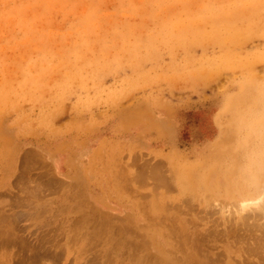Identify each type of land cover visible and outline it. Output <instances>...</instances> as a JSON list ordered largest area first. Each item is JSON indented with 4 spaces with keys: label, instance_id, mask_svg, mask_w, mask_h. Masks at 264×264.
<instances>
[{
    "label": "rangeland",
    "instance_id": "rangeland-1",
    "mask_svg": "<svg viewBox=\"0 0 264 264\" xmlns=\"http://www.w3.org/2000/svg\"><path fill=\"white\" fill-rule=\"evenodd\" d=\"M263 194L264 0H0V264H264Z\"/></svg>",
    "mask_w": 264,
    "mask_h": 264
},
{
    "label": "bare ground",
    "instance_id": "bare-ground-1",
    "mask_svg": "<svg viewBox=\"0 0 264 264\" xmlns=\"http://www.w3.org/2000/svg\"><path fill=\"white\" fill-rule=\"evenodd\" d=\"M264 195V194H263ZM262 196V195H261ZM262 201V200H261ZM261 204V203H260ZM260 208H261V206H260ZM241 214V213H240ZM255 214V213H254ZM229 218V217H228ZM240 218H242V217H240Z\"/></svg>",
    "mask_w": 264,
    "mask_h": 264
}]
</instances>
